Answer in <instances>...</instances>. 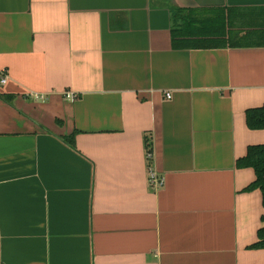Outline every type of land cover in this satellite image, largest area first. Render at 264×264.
I'll return each instance as SVG.
<instances>
[{
	"label": "crops",
	"instance_id": "1",
	"mask_svg": "<svg viewBox=\"0 0 264 264\" xmlns=\"http://www.w3.org/2000/svg\"><path fill=\"white\" fill-rule=\"evenodd\" d=\"M239 7L264 0H0V264H264L236 166L264 45L172 44Z\"/></svg>",
	"mask_w": 264,
	"mask_h": 264
},
{
	"label": "trees",
	"instance_id": "2",
	"mask_svg": "<svg viewBox=\"0 0 264 264\" xmlns=\"http://www.w3.org/2000/svg\"><path fill=\"white\" fill-rule=\"evenodd\" d=\"M220 15L222 30L210 25L208 19L198 20L193 18V23H200L197 32L192 33L183 28L172 29V44L174 48H212L223 46H262L264 45V7H239L229 8L226 17L225 9H221ZM192 12H194L192 10ZM233 15L234 18H231ZM232 32L227 36V29ZM193 36L199 38L194 39ZM9 99V95H3ZM246 123L252 130L264 129V103L257 107L248 108L245 112ZM61 123V122H59ZM76 131L64 139L71 145H75ZM145 144L150 165L153 161V143L151 137H145ZM238 168L252 167L255 171V179L245 190L259 189L262 193V202L264 206V143L252 144L247 148V153L236 161ZM263 225L258 229V239L250 245V248H264V214L261 217Z\"/></svg>",
	"mask_w": 264,
	"mask_h": 264
},
{
	"label": "built area",
	"instance_id": "3",
	"mask_svg": "<svg viewBox=\"0 0 264 264\" xmlns=\"http://www.w3.org/2000/svg\"><path fill=\"white\" fill-rule=\"evenodd\" d=\"M1 83H6L7 81V77L6 76H3L1 79H0ZM36 98H39V99H44L45 97L43 95H38V94H35L34 95ZM66 98L70 99V100H74L76 98V95L72 92H67L65 94ZM166 97L167 98H171V93L167 92L166 93ZM148 157H151V154H148ZM149 180H150V183L154 186V187H158L162 184L163 182V179L162 177L158 176L157 173L152 169L150 168L149 169Z\"/></svg>",
	"mask_w": 264,
	"mask_h": 264
}]
</instances>
